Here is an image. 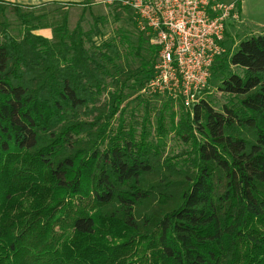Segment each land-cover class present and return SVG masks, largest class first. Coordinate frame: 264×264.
<instances>
[{"label":"trees","instance_id":"trees-1","mask_svg":"<svg viewBox=\"0 0 264 264\" xmlns=\"http://www.w3.org/2000/svg\"><path fill=\"white\" fill-rule=\"evenodd\" d=\"M34 8L0 23V264H264V34L227 61L238 105L152 127L123 104L153 66L120 72L118 43ZM170 133L186 150L161 160Z\"/></svg>","mask_w":264,"mask_h":264},{"label":"rangeland","instance_id":"rangeland-1","mask_svg":"<svg viewBox=\"0 0 264 264\" xmlns=\"http://www.w3.org/2000/svg\"><path fill=\"white\" fill-rule=\"evenodd\" d=\"M127 0H119L117 2H109V0H94L88 3H82L75 6H56L47 5L44 7H37L34 9H19L22 12H34L35 15L53 14V19L60 21L62 16L67 18V26L69 30H73L77 25L81 27L83 32L93 31L98 29L99 35H93L91 40L95 44L103 41L113 40L118 43L122 53V59L118 62L119 71L135 70L146 66V71L151 68L149 74H145L134 78L127 84L124 92L128 99L123 106L127 108L126 121H140L143 115V107H149V116L151 126L154 125V114L156 110L165 105L166 116L171 111L178 115L182 111V105L173 93L165 92L157 99L152 100L146 97L144 93L145 83L153 73L156 64V53L151 51L155 47L153 40L142 34L138 28L132 11L120 2ZM229 1V0H225ZM240 23L233 26L231 30L230 41L228 42V52L222 58L224 63H216L213 67L210 78L207 81L204 91L201 93V99L207 102L215 112H221L224 106L234 104L238 105L236 99L221 93L218 88L222 82L230 75L242 76V70L232 66H227L229 57L237 50L239 42L252 37L264 34V0H242L240 4ZM3 16L0 13V23L3 21ZM5 19L8 23L7 29L13 37L20 38L24 28L17 20L14 12L6 8ZM99 22H98V21ZM229 31L230 28L228 27ZM35 34V33H34ZM152 65V66H151ZM106 95L101 97L104 101ZM139 98L143 103L137 106L136 99ZM132 111V112H131ZM132 116V117H131ZM167 128L169 127L166 121ZM169 129V128H168ZM186 150V146L177 141L172 133L166 137V146L161 152L160 159L167 160L180 154L181 151Z\"/></svg>","mask_w":264,"mask_h":264},{"label":"built area","instance_id":"built-area-1","mask_svg":"<svg viewBox=\"0 0 264 264\" xmlns=\"http://www.w3.org/2000/svg\"><path fill=\"white\" fill-rule=\"evenodd\" d=\"M241 1L120 2L132 11L138 30L157 48L153 73L145 83L147 98L155 100L165 92L173 93L189 110L202 100L213 67L228 52L233 25L241 22Z\"/></svg>","mask_w":264,"mask_h":264},{"label":"crops","instance_id":"crops-1","mask_svg":"<svg viewBox=\"0 0 264 264\" xmlns=\"http://www.w3.org/2000/svg\"><path fill=\"white\" fill-rule=\"evenodd\" d=\"M94 0H0V13L2 14L8 5H17L21 7H44L47 5H58L63 7L75 6L82 3H88ZM119 1V0H117ZM130 1V0H127ZM35 35L42 36L46 39L51 38L50 30H39Z\"/></svg>","mask_w":264,"mask_h":264}]
</instances>
